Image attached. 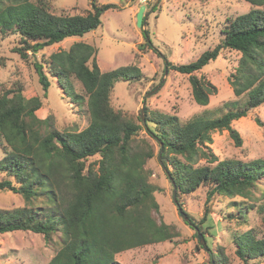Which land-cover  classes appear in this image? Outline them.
<instances>
[{"label":"trees","instance_id":"16d2710c","mask_svg":"<svg viewBox=\"0 0 264 264\" xmlns=\"http://www.w3.org/2000/svg\"><path fill=\"white\" fill-rule=\"evenodd\" d=\"M246 1L252 7L230 20L222 30V40L213 48L186 64L165 61L166 69L189 74L192 98L206 105L216 88L194 72L215 59L222 48L240 52L227 80L236 96L246 93L247 99L243 106L230 102L233 108L217 117L200 114L182 123L174 115L145 108L142 124L135 122L113 109L110 94L118 80H139V68L123 65L102 71L96 62V48L81 40L52 52L43 63L34 60L33 65L44 94L50 82L43 64L62 93L78 104L84 95L75 90L72 79L80 82L89 117L82 129L59 130L51 115L39 118L35 111L41 106L40 99H26L20 87L0 90V145L4 153L0 172L6 175L0 180V189L24 200L21 206L0 209V234L30 231L41 234L47 243L57 235L59 247L46 264H120L115 254L178 235L174 226L157 222L151 215L152 210H158L153 196L157 188L149 182L144 164L154 152L145 139L136 141L140 130L161 148L159 160L175 190L178 209H182L178 195L203 183L211 186L208 201L214 194L254 199L256 190L264 198L263 158L219 160L202 148L211 141V133L224 129L240 146L242 140L232 121L264 103V0ZM89 3L85 14H53L49 0H0V33L18 34L19 45L14 51L25 59L28 50L33 54L96 29L102 24V14L116 8L114 3ZM143 37L138 46L151 47L147 30ZM94 156L97 159L89 161ZM201 156L212 165L194 166ZM256 209L264 224V202ZM207 211L206 207L204 216ZM186 216V224L200 229ZM234 244L235 254L243 261L264 255V237L257 238L250 229L234 236ZM210 258L215 264H225L219 256L212 258V251Z\"/></svg>","mask_w":264,"mask_h":264},{"label":"rangeland","instance_id":"374dc122","mask_svg":"<svg viewBox=\"0 0 264 264\" xmlns=\"http://www.w3.org/2000/svg\"><path fill=\"white\" fill-rule=\"evenodd\" d=\"M96 1L98 4L116 5V8L102 14L99 27L82 36H72L46 46L33 54L28 50L29 55L25 59L14 51V47L19 45L18 34L0 33V90L10 92L20 87L26 99L34 96L40 99L41 106L35 111L39 118L51 115L53 126L59 130L82 129L89 117L86 95L80 82L72 79L75 90L84 95L83 101L78 104L62 93L43 64L50 82L44 94L33 65L34 60L43 63L52 52L67 49L73 42L81 40L96 48V62L102 71L123 65H136L139 68V80H118L110 94L113 109L137 123L142 124L145 119V108L174 115L184 123L200 114L217 117L233 108L230 102L235 103V107L245 104L247 94L236 96L227 80L237 66L241 56L239 51L222 48L215 59L194 72L197 77L204 76L216 88L206 105H200L192 98L189 74L166 69L165 61L176 65L186 64L213 48L222 40V30L230 20L252 7L246 0ZM141 5H144L145 22L137 26L136 13ZM261 8L264 9V5ZM89 9V0H49V11L53 14H85ZM144 30L149 33L151 47L140 48L138 45L144 42ZM231 126L241 137L240 146L235 145L224 129L211 133V141L205 142L202 148L219 160L264 159V103L233 120ZM142 139L152 145L154 152L144 164L149 182L157 188L153 196L158 210H152L151 215L157 222L174 226L178 235L125 250L115 254L114 258L120 264H215L210 258L212 251V258L219 256L225 264H264V255L241 260L235 254L234 244V236L248 229L257 238L264 237L262 214L256 209L264 202V198L259 197L260 190L255 191L254 199L214 194L208 201L211 186L203 183L194 191L180 193L178 197L182 210L200 226V229H195L186 224L179 214L173 199V186L159 160L161 148L144 130H140L136 136L137 142ZM3 155L0 145V159ZM175 156L183 161L181 155ZM206 164L212 165L208 158L201 156L194 166ZM5 177V173L0 172V180ZM40 203L39 200L35 205ZM23 204L24 200L19 194L0 189V209H12ZM251 204H254L252 208ZM206 207L208 211L204 216ZM53 239V242L47 243L41 234L30 231L1 233L0 264H46L59 247L57 235Z\"/></svg>","mask_w":264,"mask_h":264},{"label":"water","instance_id":"95a60500","mask_svg":"<svg viewBox=\"0 0 264 264\" xmlns=\"http://www.w3.org/2000/svg\"><path fill=\"white\" fill-rule=\"evenodd\" d=\"M143 11H144V5H141L140 7H139V10H138V12L136 13V20H137V26H141L142 24H144V22H145V15L143 14ZM144 103H145V100L143 101V103H142V110L141 111H143V107H144ZM160 154H161V149H160V151H159V156H160ZM160 158V157H159ZM174 195H173V199H174V201H175V190H174ZM178 211H179V214H180V216L185 220V221H187V219H188V217L186 216V214H185V212L182 210V209H178ZM199 238H200V240H202V236L201 235H199ZM213 264V263H212Z\"/></svg>","mask_w":264,"mask_h":264}]
</instances>
